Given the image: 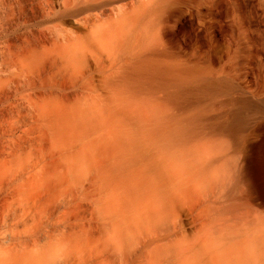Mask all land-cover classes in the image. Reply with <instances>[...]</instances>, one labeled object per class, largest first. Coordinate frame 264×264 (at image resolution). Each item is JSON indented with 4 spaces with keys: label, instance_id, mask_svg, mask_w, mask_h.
<instances>
[{
    "label": "bare ground",
    "instance_id": "1",
    "mask_svg": "<svg viewBox=\"0 0 264 264\" xmlns=\"http://www.w3.org/2000/svg\"><path fill=\"white\" fill-rule=\"evenodd\" d=\"M0 143V264H264V0H0Z\"/></svg>",
    "mask_w": 264,
    "mask_h": 264
},
{
    "label": "rangeland",
    "instance_id": "2",
    "mask_svg": "<svg viewBox=\"0 0 264 264\" xmlns=\"http://www.w3.org/2000/svg\"><path fill=\"white\" fill-rule=\"evenodd\" d=\"M249 80H250L249 78H247V77L244 78V77H243V79H241L242 82H241V81H240V82L243 83V84H245V85H247V83L249 82ZM2 144H3V143H2ZM2 144L0 143V146H1L0 149H1V151H3V150L7 147L5 143H4L3 145H2ZM5 146H6V147H5ZM2 149H3V150H2ZM29 203H30V202H29ZM29 203H28V204H29Z\"/></svg>",
    "mask_w": 264,
    "mask_h": 264
}]
</instances>
